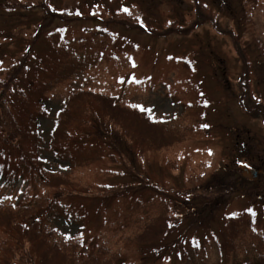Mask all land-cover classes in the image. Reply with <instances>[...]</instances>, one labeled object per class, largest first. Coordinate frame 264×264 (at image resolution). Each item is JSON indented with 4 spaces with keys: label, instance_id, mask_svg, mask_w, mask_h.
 Wrapping results in <instances>:
<instances>
[{
    "label": "rangeland",
    "instance_id": "obj_1",
    "mask_svg": "<svg viewBox=\"0 0 264 264\" xmlns=\"http://www.w3.org/2000/svg\"><path fill=\"white\" fill-rule=\"evenodd\" d=\"M18 157L45 180H0V260L18 226L11 264H264V0H0ZM54 200L79 220L44 225Z\"/></svg>",
    "mask_w": 264,
    "mask_h": 264
},
{
    "label": "trees",
    "instance_id": "obj_2",
    "mask_svg": "<svg viewBox=\"0 0 264 264\" xmlns=\"http://www.w3.org/2000/svg\"><path fill=\"white\" fill-rule=\"evenodd\" d=\"M102 36L106 37V33H103ZM85 40H87V39H85V37H83L82 41L84 42ZM104 40H102V41H104ZM57 45H59V43H57ZM72 57H73V59H75V61L71 62L70 63L71 65H74V66L79 65V66H81V69H85L89 65V64H87L86 60L79 59V57L77 55L75 56L73 54ZM74 71L75 70H71V73ZM58 122H60V121H58ZM11 123H13L12 120H11ZM9 129L11 130L10 134L13 135L15 133V131L18 129V127L16 129L15 126H12ZM59 130H60V132H62L61 129H59ZM23 131H25V130L22 129L21 133H23ZM57 131L58 130L54 131V138L56 141H53L54 138H52L50 140L51 145H52V147H54L53 149H55V150H56V143H58V141H59V138L57 137ZM36 139H40V137L36 135ZM40 141L41 140H38L37 142H35V147H36V151L41 156L43 148H42ZM70 156L72 159L73 155L70 154ZM18 158H21V159H17V161H15L16 165H15V168L13 170H10V169L6 170V169L2 168L3 173H5V174L0 173V180H2V183L5 185H10V184L14 183L15 179L18 176V177H23V180H25L26 182L34 181L33 177H35V179L38 180V182H40L41 185H43L45 179L42 180V178L38 174H36L35 172H32L31 166L27 163V161L23 157H18ZM37 161L41 162V160H39V159ZM47 184H49V186H50L51 181L47 180L45 185H47ZM34 203L39 205V200H37V201L32 200V201H30L29 205L34 204ZM44 209H45L44 216L42 219H39L44 225H46V221H52L53 222V221H56L57 219H65L66 222H73V221L79 220L78 213L75 214L73 212V210H71L68 207V205L66 203L62 202V200L61 201L54 200L50 203L49 206H46ZM12 224L9 222V216H8L6 219V225L8 227H10V226H12ZM41 225L42 224H40L39 221L34 222V224L32 225L33 231L31 233H29L30 235L26 239L28 242L34 243V241H36V239L41 238V237L35 236V233L38 231L37 227L41 226ZM47 225H49V224H47ZM149 226H152V228H153L152 223L149 224ZM18 228H19L18 226H13V229L16 230L12 233L13 242L10 238V240L8 242L3 243V246H2L3 256L1 257L0 264H11L12 258L16 254V252L19 251L20 249H23L26 247V243L23 242V239L20 238L21 231ZM39 230L41 231L40 227H39ZM50 233H51V229H50ZM49 236H51V235H49ZM60 247H61L60 245H58L57 243H54V247H51L50 249H53L54 251L56 249L59 251ZM52 252L53 251H51L50 253H52ZM52 262H53V264H55L56 261L53 260Z\"/></svg>",
    "mask_w": 264,
    "mask_h": 264
},
{
    "label": "water",
    "instance_id": "obj_3",
    "mask_svg": "<svg viewBox=\"0 0 264 264\" xmlns=\"http://www.w3.org/2000/svg\"><path fill=\"white\" fill-rule=\"evenodd\" d=\"M240 167L242 168L244 172V176L249 177L252 180H256L260 175L259 171L251 168L247 164H241Z\"/></svg>",
    "mask_w": 264,
    "mask_h": 264
}]
</instances>
